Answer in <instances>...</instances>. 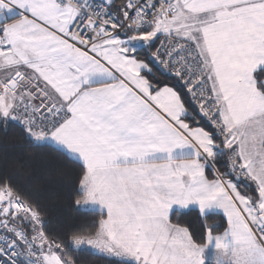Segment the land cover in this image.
I'll list each match as a JSON object with an SVG mask.
<instances>
[{
	"label": "snow or ice",
	"instance_id": "snow-or-ice-1",
	"mask_svg": "<svg viewBox=\"0 0 264 264\" xmlns=\"http://www.w3.org/2000/svg\"><path fill=\"white\" fill-rule=\"evenodd\" d=\"M13 137L99 219L60 231L5 167L0 264H264V0H0Z\"/></svg>",
	"mask_w": 264,
	"mask_h": 264
},
{
	"label": "trees",
	"instance_id": "trees-1",
	"mask_svg": "<svg viewBox=\"0 0 264 264\" xmlns=\"http://www.w3.org/2000/svg\"><path fill=\"white\" fill-rule=\"evenodd\" d=\"M163 78L165 77L163 76ZM21 144L22 141L18 137H13L6 148L0 145V170L7 167L9 171H15L22 181L30 176L41 178L49 215L60 231H90L99 219L97 212L76 205L73 186L55 175L57 171L71 166L55 156L34 158L32 153L20 146ZM42 164L52 173L47 179H45L47 173ZM180 218L193 228L197 230L200 228L201 220L196 209H192L186 216L181 213ZM215 221L220 222L219 216L215 217ZM212 222V219L207 221L209 224ZM86 258L90 259L92 264H107L99 257L89 256Z\"/></svg>",
	"mask_w": 264,
	"mask_h": 264
},
{
	"label": "crops",
	"instance_id": "crops-1",
	"mask_svg": "<svg viewBox=\"0 0 264 264\" xmlns=\"http://www.w3.org/2000/svg\"><path fill=\"white\" fill-rule=\"evenodd\" d=\"M157 75L160 76L161 79H164L163 76L160 75V73H157ZM85 208H87V207H85ZM89 209H91V208H89Z\"/></svg>",
	"mask_w": 264,
	"mask_h": 264
}]
</instances>
